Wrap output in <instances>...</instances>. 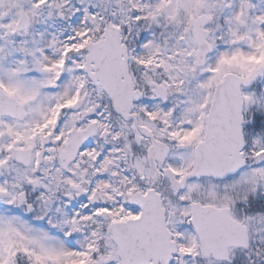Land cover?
Here are the masks:
<instances>
[{
  "label": "snow or ice",
  "instance_id": "obj_1",
  "mask_svg": "<svg viewBox=\"0 0 264 264\" xmlns=\"http://www.w3.org/2000/svg\"><path fill=\"white\" fill-rule=\"evenodd\" d=\"M0 264H264V0H0Z\"/></svg>",
  "mask_w": 264,
  "mask_h": 264
}]
</instances>
